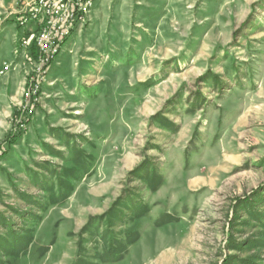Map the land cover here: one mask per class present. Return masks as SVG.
<instances>
[{
    "label": "rangeland",
    "instance_id": "obj_1",
    "mask_svg": "<svg viewBox=\"0 0 264 264\" xmlns=\"http://www.w3.org/2000/svg\"><path fill=\"white\" fill-rule=\"evenodd\" d=\"M0 0V264H264V0H95L44 61Z\"/></svg>",
    "mask_w": 264,
    "mask_h": 264
},
{
    "label": "built area",
    "instance_id": "obj_2",
    "mask_svg": "<svg viewBox=\"0 0 264 264\" xmlns=\"http://www.w3.org/2000/svg\"><path fill=\"white\" fill-rule=\"evenodd\" d=\"M94 1L36 0L29 6L20 22L38 28L33 42L44 61L55 56L69 30L82 25Z\"/></svg>",
    "mask_w": 264,
    "mask_h": 264
}]
</instances>
